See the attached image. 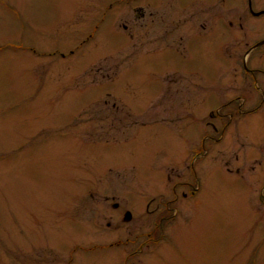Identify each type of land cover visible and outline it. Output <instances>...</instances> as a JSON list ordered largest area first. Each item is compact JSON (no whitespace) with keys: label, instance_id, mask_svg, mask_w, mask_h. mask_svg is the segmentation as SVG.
Returning a JSON list of instances; mask_svg holds the SVG:
<instances>
[{"label":"rangeland","instance_id":"rangeland-1","mask_svg":"<svg viewBox=\"0 0 264 264\" xmlns=\"http://www.w3.org/2000/svg\"><path fill=\"white\" fill-rule=\"evenodd\" d=\"M249 1L0 0V264H264Z\"/></svg>","mask_w":264,"mask_h":264},{"label":"flooded vegetation","instance_id":"flooded-vegetation-1","mask_svg":"<svg viewBox=\"0 0 264 264\" xmlns=\"http://www.w3.org/2000/svg\"><path fill=\"white\" fill-rule=\"evenodd\" d=\"M228 1L234 2L235 0H218V2H221V4H219V5H225V6H229L230 8H232L234 6V4H232V3L228 2ZM233 11H235V9ZM248 11H249V14L252 17H260V16L264 15V9L258 10V11L252 10V6H251V2L250 1H249V10ZM217 12H216L215 16H211V20L210 21H208L206 19V16H203V14L201 16H199V17H194V18L197 19V22H199V26L197 28H195L196 30H191L192 32L191 31H189V32H186V31L185 32H182V35L180 37H181V39H184L185 42H180V44H182V46H184L183 44L186 43L187 36H188L187 34L188 33H197V34L207 35L208 36L209 33L210 34L213 33V32H219L220 33L221 30L223 31V26L235 27L234 21L232 19H229V17L226 16V15L220 14L221 12H219V11H217ZM256 12L257 13L261 12V14L256 15ZM213 17H214V20H213ZM232 17L234 18V16H232ZM172 22L174 24L173 25L174 28H173L172 34L174 35L175 32H176V26H175L176 25L175 24L176 23V20L175 19H172L171 20V24H172ZM208 23H214V25L208 26ZM241 23L242 22L239 23V27L240 28L243 26V24H241ZM259 41H261V42H259V43H257L258 41L255 42L256 45L255 44H252L250 46V50H254L258 46L264 45V38L260 39ZM171 42H172V40H171ZM174 47H176V46H174ZM176 48L177 49L180 48V45H178V47H176ZM244 73L246 74V76L257 77V76H259L261 74L264 75V69L259 68V67H257V68H251V67H249V65L247 63L245 65ZM263 94H264V91H263ZM234 101L235 100H230L229 102H226L224 104V107L232 108V106H234V105H231V104L234 103ZM244 104H245V102H244ZM244 104H242V108L241 107H238V109H239V112L238 113H240L242 115H250L251 113L252 114H256L257 112H261L262 109H263V107L261 105L260 106L258 105V106L254 107L252 109H249V110H246L245 111V110H243V106H245ZM236 114L232 115V121H233L234 116ZM226 116L227 115H218L217 116L216 114L211 113V117L214 120H216L217 117H219V118H225L226 119ZM220 123L222 124V126L221 127H218L214 122H207L206 121V124L210 125V127H211V129H210V132L211 133L210 134H206L204 137L201 138L200 141H201V144H202L201 146L202 147L199 150H197V151H196V149L194 150L196 158L199 157L201 159L202 158L204 159V156H206L207 154H209V150L206 148L205 142L209 140V141H211L212 144H214L215 142H218L219 143V141H221V139H222L223 134L225 133V131L231 125V121L230 122L227 121L226 124H225L224 121H220ZM195 141H197V140L194 139V142ZM192 168L195 169L194 163L192 164ZM194 173H196L195 170H194ZM197 178H198V176H197ZM197 190L198 189L196 188L192 193H195V191H197ZM184 196H186V195H184ZM161 221H163V220L161 219Z\"/></svg>","mask_w":264,"mask_h":264}]
</instances>
